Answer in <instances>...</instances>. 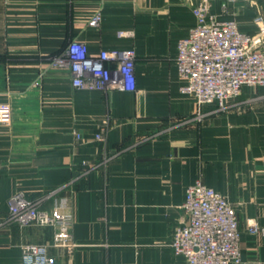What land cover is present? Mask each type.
Segmentation results:
<instances>
[{
    "label": "crops",
    "instance_id": "crops-1",
    "mask_svg": "<svg viewBox=\"0 0 264 264\" xmlns=\"http://www.w3.org/2000/svg\"><path fill=\"white\" fill-rule=\"evenodd\" d=\"M210 2L248 34L264 19V0ZM97 10L100 24L88 25ZM194 23L186 0H0V102L11 111L0 124V264H21V244L53 233L6 221L16 191L70 214L74 245L49 246L54 264H186L166 243L198 177L235 208L237 264H264V234L247 227L264 228V87L243 86L221 110L204 104L198 119L173 62ZM72 38L92 56L133 48L135 88H73L70 71L48 62Z\"/></svg>",
    "mask_w": 264,
    "mask_h": 264
},
{
    "label": "built area",
    "instance_id": "built-area-1",
    "mask_svg": "<svg viewBox=\"0 0 264 264\" xmlns=\"http://www.w3.org/2000/svg\"><path fill=\"white\" fill-rule=\"evenodd\" d=\"M233 1V0H232ZM195 18L188 34L177 41L173 62L183 79L179 89L193 95L196 117L202 118L201 106L216 103L217 109L226 107L230 98L241 88L264 87V19L256 14V31H241L234 19L219 20L211 11L210 0H186ZM223 10L226 2L222 3ZM101 12L95 11L88 25L98 26ZM118 36H131V30H118ZM133 48L102 49L95 56L88 53L84 42L69 39L60 52L48 56L49 65L70 71L71 85L76 89L107 91L135 88ZM10 106L0 102V124L10 121ZM110 127L104 118L94 137L103 140ZM183 215L166 243L174 254L184 256L186 264H237L242 261L240 232L234 206L227 198L206 185L201 177L185 189L181 205ZM6 221L20 226L37 225L53 228L49 244L24 243L20 245L21 264H54L49 246L74 245L70 214L54 207H39V199L29 198L22 191L8 199ZM250 233L261 232L254 220L248 221Z\"/></svg>",
    "mask_w": 264,
    "mask_h": 264
},
{
    "label": "rangeland",
    "instance_id": "rangeland-1",
    "mask_svg": "<svg viewBox=\"0 0 264 264\" xmlns=\"http://www.w3.org/2000/svg\"><path fill=\"white\" fill-rule=\"evenodd\" d=\"M210 4H211V2H210ZM190 11L192 12V10H191V8H190ZM193 14V13H192ZM194 16V15H193ZM258 224V223H257Z\"/></svg>",
    "mask_w": 264,
    "mask_h": 264
}]
</instances>
